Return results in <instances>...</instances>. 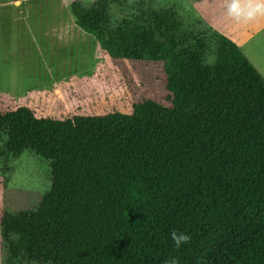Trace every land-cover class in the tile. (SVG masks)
Segmentation results:
<instances>
[{"label":"trees","instance_id":"1","mask_svg":"<svg viewBox=\"0 0 264 264\" xmlns=\"http://www.w3.org/2000/svg\"><path fill=\"white\" fill-rule=\"evenodd\" d=\"M68 11L108 57L162 62L170 105L61 120L0 112V158L30 153L51 169L33 209L2 213L5 263L264 264L260 73L171 7L94 0ZM173 229L190 241L177 249Z\"/></svg>","mask_w":264,"mask_h":264},{"label":"rangeland","instance_id":"2","mask_svg":"<svg viewBox=\"0 0 264 264\" xmlns=\"http://www.w3.org/2000/svg\"><path fill=\"white\" fill-rule=\"evenodd\" d=\"M72 1L88 7L94 0H0V94L7 92L20 105L24 87L50 79L78 85L65 99L71 111L62 116H73L74 109L81 115L129 114L133 104L146 99L169 106L163 63L108 57L92 36L75 25L68 11ZM147 1L174 8L191 28L217 30L210 23L227 18L236 24L226 15L225 0ZM255 20L258 27L239 48L264 79V17ZM50 187L51 169L43 158L30 153L6 163L0 158V218L3 212L33 209ZM5 259L0 240V264H6Z\"/></svg>","mask_w":264,"mask_h":264},{"label":"crops","instance_id":"3","mask_svg":"<svg viewBox=\"0 0 264 264\" xmlns=\"http://www.w3.org/2000/svg\"><path fill=\"white\" fill-rule=\"evenodd\" d=\"M224 10H226V8H224ZM257 22L258 20L251 23L247 22L244 25H241L238 22L233 24L232 22L230 23V19L227 18L219 24L210 23V25L215 27L217 32L219 31V33L228 37L239 47L240 43L248 38L250 30H253L254 27L255 29L258 27ZM38 71L42 76V64H40ZM44 76H46V73ZM73 87H78L77 82H75V84L73 82L66 83L65 81L56 83L50 79L48 81L41 79L39 84H35L29 88L24 87L25 91L20 92V95L23 96L20 105L13 103L7 95V92H3L0 94V112L14 110L23 106L31 109L38 117L50 118L54 120L71 118L72 116H62L61 114H68L71 111L65 99H68V94L69 92H72ZM79 111L74 109V115H81L77 113Z\"/></svg>","mask_w":264,"mask_h":264},{"label":"clouds","instance_id":"4","mask_svg":"<svg viewBox=\"0 0 264 264\" xmlns=\"http://www.w3.org/2000/svg\"><path fill=\"white\" fill-rule=\"evenodd\" d=\"M226 15L236 22L247 23L258 17H264V0H225ZM170 238L178 249L187 244L191 237L183 232L173 229ZM165 264H178L175 258L166 260Z\"/></svg>","mask_w":264,"mask_h":264}]
</instances>
